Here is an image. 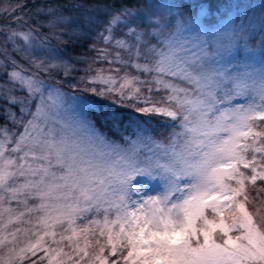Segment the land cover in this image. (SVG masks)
Listing matches in <instances>:
<instances>
[{
  "label": "snow or ice",
  "instance_id": "obj_1",
  "mask_svg": "<svg viewBox=\"0 0 264 264\" xmlns=\"http://www.w3.org/2000/svg\"><path fill=\"white\" fill-rule=\"evenodd\" d=\"M219 11L73 0L0 19V264H264V16L257 32L214 26ZM92 32L72 87L141 103L125 106L162 117L167 135L109 112L132 127L113 139L84 97L61 117L69 97L45 76L72 77L63 47Z\"/></svg>",
  "mask_w": 264,
  "mask_h": 264
},
{
  "label": "rangeland",
  "instance_id": "obj_2",
  "mask_svg": "<svg viewBox=\"0 0 264 264\" xmlns=\"http://www.w3.org/2000/svg\"><path fill=\"white\" fill-rule=\"evenodd\" d=\"M17 5V4H24L26 5L23 9V11H18L15 13H0V19H2L5 15L9 16V19H11L12 15H24L25 13L29 15H34V10L36 7L43 5V3H35V0H0V7H6L7 5ZM264 0H228L226 5H223L220 10L221 12L218 14V16L215 19V25L214 26H221V25H236V26H243L249 30L255 29L257 32L259 30V25L262 16H264ZM238 17V19H237ZM24 19H28V15H24ZM36 23L35 20H32L30 22V25H26L24 28L20 30H27L28 26H35ZM12 26L16 27V24L14 21H12ZM41 29V28H40ZM41 33H47L41 31ZM96 36V32H92L90 35V39L88 41L93 42L94 38ZM55 43V41H53ZM98 47H103V43L101 41H96ZM94 57L93 55H90V57ZM65 57H67L65 55ZM84 57V56H82ZM88 57V56H86ZM73 63L76 65V69H78L80 75L74 76L70 78L63 77L61 74H53L51 77L45 76L46 82L56 85L57 87H60L61 90L67 94L69 99L66 101L63 109L60 112V115L63 119L67 120L69 123H71L74 119L77 118L79 114V109L75 106L73 101L70 99L71 97H84L87 98V103L90 106L94 105V102L89 99L88 94H92L90 92L85 91L84 89L87 87H91L92 85H86V84H77V87H72V84L77 83V78L81 75H84L83 69L87 66V62H77V58L72 59ZM95 67H103L108 68L109 65L106 63H97ZM117 67V66H114ZM18 95H22L23 93H17ZM107 101V104H113L116 107V110H114L111 106L103 108L109 112H120L123 115V119L125 121H128L129 118L132 121H137L143 125V127L149 129V126L146 124L147 116L142 117V115L137 114L134 112V109H121L120 106H125L131 103L136 104L137 107L143 106L141 103L136 101H123L119 102L118 97H110L105 99ZM96 107V106H95ZM98 108V106H97ZM98 127V126H97ZM99 128V127H98ZM127 128L130 131H132V127L129 123L125 122L123 124V127L121 128H114L116 131H118L119 136H112L108 135L104 130H100L105 133L107 136L113 138V139H119L121 134L127 135V132H124V129ZM67 250V249H65ZM90 251H98V249H90ZM108 249L105 250V255L108 254ZM43 252L38 253L39 256H43ZM32 259H37V257H33ZM111 260V257L109 258ZM24 264H31V260H27L24 262ZM37 264H47V259H44L43 261L38 260Z\"/></svg>",
  "mask_w": 264,
  "mask_h": 264
},
{
  "label": "trees",
  "instance_id": "obj_3",
  "mask_svg": "<svg viewBox=\"0 0 264 264\" xmlns=\"http://www.w3.org/2000/svg\"><path fill=\"white\" fill-rule=\"evenodd\" d=\"M228 0H217V7L220 9L223 5H226ZM73 2V0H35V3H43V5L39 6H47L49 4L51 5H70ZM101 3H112V0H100ZM119 5V0H117V6ZM66 14H74V10L71 9V7H66L64 9ZM221 12V10L215 14V19L218 16V14ZM78 14V13H75ZM36 24V23H33ZM41 31L48 32L47 28H41ZM92 42L90 41H79L76 43L69 44L67 47H63V53L67 57H71L72 59L79 58V57H86L90 55H96V53L88 48V44ZM92 57V56H91ZM74 76L80 75L78 69L77 71L73 72ZM89 99L94 102V105L90 106L95 111L92 113V119L96 121V125L101 129L104 130L108 135L112 136H119L118 131H116L113 127L110 121L105 120V114L106 110L103 108L106 107H112L114 110H116V107L113 104H107L106 98H100L96 97L93 94H88ZM96 106V107H95ZM98 106V108H97ZM121 109H132L128 106H120ZM142 117H145V115H142ZM146 124L149 126V129L157 136L167 135L170 125L165 123L164 119L162 117H152L147 116ZM107 250V249H106Z\"/></svg>",
  "mask_w": 264,
  "mask_h": 264
}]
</instances>
